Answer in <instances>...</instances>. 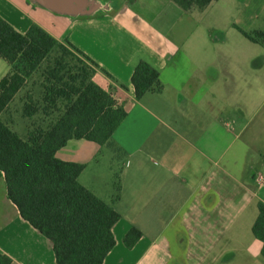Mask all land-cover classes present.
Returning <instances> with one entry per match:
<instances>
[{
    "label": "crops",
    "instance_id": "obj_1",
    "mask_svg": "<svg viewBox=\"0 0 264 264\" xmlns=\"http://www.w3.org/2000/svg\"><path fill=\"white\" fill-rule=\"evenodd\" d=\"M95 1V15L70 18L0 0V15L20 33L36 24L66 38L128 113L113 135L120 153L71 140L56 154L85 165L81 185L121 215L104 264H264L252 231L264 203V48L251 42L259 48L243 55L238 29L251 32L264 0H218L190 13L173 0ZM141 62L159 70L163 89L136 100ZM10 69L0 58V82ZM29 85L1 116L13 130L26 120L24 136L14 130L23 138L33 122L23 116ZM132 228L143 237L128 249ZM0 253L12 264H57L53 244L10 201L2 172Z\"/></svg>",
    "mask_w": 264,
    "mask_h": 264
},
{
    "label": "trees",
    "instance_id": "obj_2",
    "mask_svg": "<svg viewBox=\"0 0 264 264\" xmlns=\"http://www.w3.org/2000/svg\"><path fill=\"white\" fill-rule=\"evenodd\" d=\"M173 1L190 13L218 0ZM238 29L264 48L263 31ZM0 58L11 67L0 82V172L5 175L10 201L53 244L57 264H104L116 246L113 228L121 215L81 185L85 165L61 161L56 154L71 140H87L120 153L113 135L127 111L113 93L94 82L98 66L91 58L36 24L20 33L0 15ZM41 69L40 95L34 98L29 95L33 91L25 93L23 116L33 122L23 138L1 116ZM131 83L136 100L163 89L159 70L147 62L135 67ZM47 121L48 127L43 128L42 122ZM258 210L252 231L263 244L264 258L263 202ZM142 237L139 229L132 228L124 244L133 249ZM0 264H12V259L0 253Z\"/></svg>",
    "mask_w": 264,
    "mask_h": 264
},
{
    "label": "water",
    "instance_id": "obj_3",
    "mask_svg": "<svg viewBox=\"0 0 264 264\" xmlns=\"http://www.w3.org/2000/svg\"><path fill=\"white\" fill-rule=\"evenodd\" d=\"M56 15L78 18L95 15L101 5L95 0H29Z\"/></svg>",
    "mask_w": 264,
    "mask_h": 264
},
{
    "label": "rangeland",
    "instance_id": "obj_4",
    "mask_svg": "<svg viewBox=\"0 0 264 264\" xmlns=\"http://www.w3.org/2000/svg\"><path fill=\"white\" fill-rule=\"evenodd\" d=\"M21 1L24 2V3L25 2L26 3H29L31 6L33 5L32 3H30L29 0H21ZM254 25L255 26L251 29V32H254V31L259 30V29L264 30V11L261 12L260 17L258 18V20L255 21ZM67 41L68 40L65 38L64 39V42H67ZM240 41L241 42H240V45L239 46L241 47V50H242V54L243 55L244 54H247L248 55L249 53H252V50L253 49L255 50L256 48H259V47H257L256 45L252 44L250 41H248L245 38H242ZM42 71H43V69H41L40 72L36 73L34 75V77L30 80L29 90L30 91H33L34 92V95L36 97H38L40 95V93H41L40 85H41V74H42ZM19 120H21L23 122V124L20 123L21 126L18 125V127H14V130L17 133H19L21 136H24V133L20 131V128H21V130L23 128H25L27 121L24 120L21 116H19ZM40 120H41L40 118L39 119H36L35 122L38 123Z\"/></svg>",
    "mask_w": 264,
    "mask_h": 264
},
{
    "label": "built area",
    "instance_id": "obj_5",
    "mask_svg": "<svg viewBox=\"0 0 264 264\" xmlns=\"http://www.w3.org/2000/svg\"><path fill=\"white\" fill-rule=\"evenodd\" d=\"M117 103L121 106V102L117 100ZM259 182H262V179L260 178Z\"/></svg>",
    "mask_w": 264,
    "mask_h": 264
}]
</instances>
